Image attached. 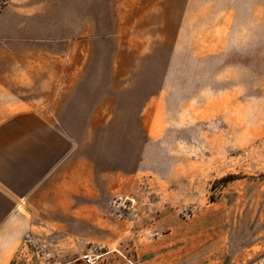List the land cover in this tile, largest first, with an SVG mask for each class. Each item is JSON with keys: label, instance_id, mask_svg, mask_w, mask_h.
Segmentation results:
<instances>
[{"label": "rangeland", "instance_id": "1", "mask_svg": "<svg viewBox=\"0 0 264 264\" xmlns=\"http://www.w3.org/2000/svg\"><path fill=\"white\" fill-rule=\"evenodd\" d=\"M49 1L0 0V72L73 87L96 200L21 207L0 264H264V0H54L57 26Z\"/></svg>", "mask_w": 264, "mask_h": 264}, {"label": "crops", "instance_id": "2", "mask_svg": "<svg viewBox=\"0 0 264 264\" xmlns=\"http://www.w3.org/2000/svg\"><path fill=\"white\" fill-rule=\"evenodd\" d=\"M19 78L0 72V260L11 252L18 222H30L21 207L41 206L46 222L71 223L80 221L82 204L90 210L96 200L91 186L82 192L93 173L81 172L79 140L60 129L73 87H19Z\"/></svg>", "mask_w": 264, "mask_h": 264}, {"label": "bare ground", "instance_id": "3", "mask_svg": "<svg viewBox=\"0 0 264 264\" xmlns=\"http://www.w3.org/2000/svg\"><path fill=\"white\" fill-rule=\"evenodd\" d=\"M54 1V0H53ZM53 1H49V2H47L46 4H45V9H46V14H44L45 15V23L47 24V25H52V24H56V26H57V22L59 23L61 20L63 21V23H65V22H67V23H73V21H74V23L73 24H75V22H76V18L75 19H73V21H71L72 20V18L70 17V16H68V15H65V14H63L62 13V11L60 10L59 11V9L56 7V5H54L53 4ZM59 4V3H58ZM75 4V3H74ZM78 4V3H77ZM61 5V4H60ZM64 5V4H63ZM80 8V7H79ZM84 8H85V6H84ZM80 9H82V8H80ZM82 11V10H81ZM72 24V25H73ZM87 25L85 26L86 27V29L88 30L89 28H90V23H86ZM69 25H71V24H69ZM54 27V26H53ZM52 27V28H53ZM50 29V28H49ZM72 30V29H71ZM65 31V30H64ZM64 31H62V32H64ZM54 33H55V30H54ZM58 33V32H57Z\"/></svg>", "mask_w": 264, "mask_h": 264}, {"label": "built area", "instance_id": "4", "mask_svg": "<svg viewBox=\"0 0 264 264\" xmlns=\"http://www.w3.org/2000/svg\"><path fill=\"white\" fill-rule=\"evenodd\" d=\"M85 259H86L89 263L92 262V258H91V256H90V254H86V255H85Z\"/></svg>", "mask_w": 264, "mask_h": 264}]
</instances>
